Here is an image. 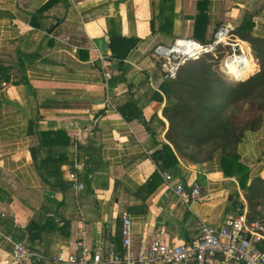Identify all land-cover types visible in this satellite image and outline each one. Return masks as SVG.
Wrapping results in <instances>:
<instances>
[{"label":"crops","instance_id":"1","mask_svg":"<svg viewBox=\"0 0 264 264\" xmlns=\"http://www.w3.org/2000/svg\"><path fill=\"white\" fill-rule=\"evenodd\" d=\"M197 1L174 0L172 23L160 32V0H0V66L10 75L0 81V233L48 217L68 223L63 232L45 233L32 244L25 234L22 242L47 260L24 264H54L59 253L91 258L98 246L121 253L122 212L131 219L134 250L154 239L191 242L201 224L217 227L235 214L232 195L242 192L215 161L179 160L176 172H162L152 160L160 148L154 141L165 142L168 129L164 104L149 101L161 84L155 49L194 40ZM206 15L204 44L219 27L239 40L234 31L246 15L254 25L252 36L264 39V0H208ZM112 21L122 37L138 40L121 64L110 60ZM241 42L256 70L250 45ZM129 102L136 103L148 126L122 116L120 109ZM44 134L49 135L42 146ZM57 134L66 145L54 143ZM238 152L251 177L264 179V123L245 135ZM62 154L66 182V173L82 164L83 190L63 193L40 176V163ZM178 185L182 195L175 193ZM194 188L197 195L191 194ZM259 246L264 251V233ZM10 250L0 242V257ZM216 258L215 264H227Z\"/></svg>","mask_w":264,"mask_h":264},{"label":"trees","instance_id":"2","mask_svg":"<svg viewBox=\"0 0 264 264\" xmlns=\"http://www.w3.org/2000/svg\"><path fill=\"white\" fill-rule=\"evenodd\" d=\"M173 3L174 0H160L158 17L163 21L160 32L167 30V25L172 23ZM207 5L208 0L197 1L198 14L194 20L193 39L201 43L206 42ZM253 26L251 18L246 15L234 35L250 45L259 65L256 73L240 81L230 80L216 68L221 54H205L183 64L176 78L162 82L158 91H153L149 98L151 102L164 104L161 113L168 123L165 142L158 144L154 141V145L160 146L152 153V160L158 169L176 172L179 160L191 164L215 161L225 177L237 179L240 191L244 192L249 222L264 220V179L251 177L250 167L242 161L238 152L245 135L260 130L264 123V39L252 36ZM118 29V25L112 21L108 28L109 49L110 60L121 64L138 40L122 37ZM252 68L250 63L245 71L235 77L241 79ZM9 76L8 69L0 66V81H8ZM113 81L118 82L115 78ZM120 113L126 120L136 118L144 125H149L134 102L125 104ZM159 123L164 125L162 121ZM49 134L41 135L42 146ZM56 136L53 139L55 144L66 145L67 142H62L58 134ZM65 164L67 160L62 154L49 156L39 165L43 180L63 193L69 189L68 182L63 178L62 167ZM232 198L234 212L244 206L238 192ZM65 227H68V223L63 224L54 217H48L44 221H31L25 229L15 227L6 234L17 242H22L26 234L27 241L32 244L42 239L45 233L63 232Z\"/></svg>","mask_w":264,"mask_h":264},{"label":"built area","instance_id":"3","mask_svg":"<svg viewBox=\"0 0 264 264\" xmlns=\"http://www.w3.org/2000/svg\"><path fill=\"white\" fill-rule=\"evenodd\" d=\"M231 38L233 37L229 28L219 27L214 34V38L207 44L192 39H179L170 48L157 47L155 53L160 59V83L166 80H174L179 68L187 61H194L205 54H212L217 46L225 44L227 41L234 43L236 50V48H239L238 44L242 42ZM184 48L188 49L184 51ZM236 51L238 52V49ZM223 66V71L232 74L225 67V63ZM104 78L108 82L111 79V73L106 72ZM234 79L236 81L242 80H238L236 77ZM82 167V164L77 163L74 165L75 171L67 172L65 175L70 190L75 192L84 189V185L78 179V171ZM163 178L166 183L172 181V176L168 173H164ZM175 193L182 195L180 185L176 186ZM191 194L197 195L198 189L194 188ZM120 233L122 237L121 253L116 252L113 248L105 249L98 246L91 258H88L85 253L78 257L73 254L64 255L59 253L53 258V263L215 264L217 262L216 255H219L223 258V262L227 264H264V251L259 246L264 233V220L257 219L249 222L247 210L244 206L241 209L237 208L234 215L226 217L217 227L201 224L197 237L188 243L169 244L154 239L150 242H141L139 247L134 250L131 240V219L127 212L121 214ZM0 242L11 245V250L0 257V264H24L31 259L37 262L47 260L42 253L30 249L23 242L15 241L10 235L0 233Z\"/></svg>","mask_w":264,"mask_h":264},{"label":"rangeland","instance_id":"4","mask_svg":"<svg viewBox=\"0 0 264 264\" xmlns=\"http://www.w3.org/2000/svg\"><path fill=\"white\" fill-rule=\"evenodd\" d=\"M231 39H232V40H237V39H235V37H234V38H231ZM237 41H238V40H237ZM226 43H228V44H226ZM226 43L217 46V47H216V50H215L214 52H212V55L215 56V55L218 54V53L221 54V57H220L219 61L217 62V66H216V68L218 69L219 72H221L223 75H225L228 79L233 80V81H236V80L234 79L235 75H232V74H230L229 72L227 73V72H225V70H224V71L222 70V68H224L223 64H224V63L226 64V61L228 60V58L231 57L234 53H236V55H238V56H244V57H246V55H245V54H241V53H242L241 49H239V51L237 52V51L235 50L234 43L229 42V41H227ZM250 50H251V51H250V56H251V58L254 60L256 66H257V69L259 70V67H258L259 65H258L257 61L254 59V56H253V51H252L251 48H250ZM238 53H239V54H238ZM247 54H248V53H247ZM236 55H234V56H236ZM234 56H232V57H234ZM248 56H249V54H248ZM245 60H248L247 57H246ZM249 64H250V63H249ZM249 64H248V66H249ZM251 64H252V66H253V68H252L251 70H253V69L255 68V66H254L253 63H251ZM226 68H227V67H226ZM227 69H228V68H227ZM257 69H256V71H257ZM228 70H229V69H228ZM229 71H230V70H229ZM243 71H245V68H243V69L240 71V73H242ZM254 71H255V70H254ZM256 71L253 72L252 74L256 73ZM248 74H249V73H248ZM252 74H251V75H252ZM251 75L249 74L247 77H249V76H251ZM233 76H234V77H233ZM245 76H246V75H245ZM247 77H246V78H247ZM241 192H242V191H241ZM239 200L243 202L244 207H245L246 210H247V203H246V200H245V197H244V192L241 193V196L239 195Z\"/></svg>","mask_w":264,"mask_h":264},{"label":"bare ground","instance_id":"5","mask_svg":"<svg viewBox=\"0 0 264 264\" xmlns=\"http://www.w3.org/2000/svg\"><path fill=\"white\" fill-rule=\"evenodd\" d=\"M238 46H239V45H238ZM188 48H189V47H188ZM188 48H184V51H186ZM238 49H242V48L239 46ZM241 51H242L241 54H245L248 60H245L246 57H244V56H238V55L235 54L236 56L229 58V59L226 61V64H225V67H227V68L230 70V72H231L233 75H235V76L238 75V74L240 73V71L242 70L243 67L246 68V67L248 66V64L250 63V60H249V56H248V54H247V53L245 52V50H243V49H242ZM249 65H250V64H249ZM254 70H255V68H254L253 70L247 72L246 75H247L248 73L254 71ZM242 78H245V75H244V77H242Z\"/></svg>","mask_w":264,"mask_h":264},{"label":"water","instance_id":"6","mask_svg":"<svg viewBox=\"0 0 264 264\" xmlns=\"http://www.w3.org/2000/svg\"><path fill=\"white\" fill-rule=\"evenodd\" d=\"M184 19L185 20H193V16H190V15H185L184 16ZM238 48H236V50H237ZM239 80V79H238Z\"/></svg>","mask_w":264,"mask_h":264}]
</instances>
